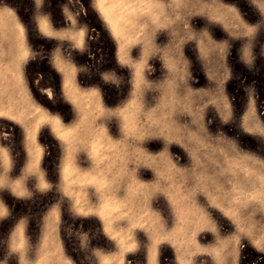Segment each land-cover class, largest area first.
<instances>
[{"label": "rangeland", "instance_id": "374dc122", "mask_svg": "<svg viewBox=\"0 0 264 264\" xmlns=\"http://www.w3.org/2000/svg\"><path fill=\"white\" fill-rule=\"evenodd\" d=\"M104 263L264 264V0H0V264Z\"/></svg>", "mask_w": 264, "mask_h": 264}, {"label": "bare ground", "instance_id": "6f19581e", "mask_svg": "<svg viewBox=\"0 0 264 264\" xmlns=\"http://www.w3.org/2000/svg\"><path fill=\"white\" fill-rule=\"evenodd\" d=\"M171 116V115H170ZM125 192V191H124ZM121 199V198H120ZM123 203V202H122ZM112 210V208H111ZM111 213V212H110ZM109 222V221H108ZM137 223V222H136ZM109 228V227H108ZM122 228V227H121ZM107 229V228H106ZM112 230V229H111ZM120 230V229H119ZM126 234V233H125ZM114 237V236H113ZM127 244V243H126ZM36 254V253H35ZM121 254V253H120ZM105 264V263H104Z\"/></svg>", "mask_w": 264, "mask_h": 264}]
</instances>
